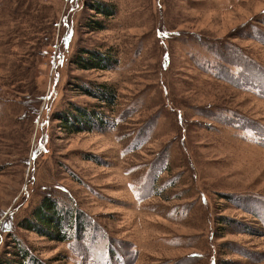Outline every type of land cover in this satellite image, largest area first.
<instances>
[{
  "label": "rangeland",
  "instance_id": "1",
  "mask_svg": "<svg viewBox=\"0 0 264 264\" xmlns=\"http://www.w3.org/2000/svg\"><path fill=\"white\" fill-rule=\"evenodd\" d=\"M95 49L116 65L82 69ZM77 108L105 125L67 132ZM51 203L68 240L30 221ZM23 260L264 264V0H0V264Z\"/></svg>",
  "mask_w": 264,
  "mask_h": 264
},
{
  "label": "trees",
  "instance_id": "2",
  "mask_svg": "<svg viewBox=\"0 0 264 264\" xmlns=\"http://www.w3.org/2000/svg\"><path fill=\"white\" fill-rule=\"evenodd\" d=\"M91 10L95 11L96 13L103 15L106 18H110L114 11L111 10L110 7H102V6H92L90 8ZM90 27L94 30H102L103 25L101 22H95L94 24H90ZM82 54L84 56H87V58H84V56H81L79 60L76 61L77 64L82 66V69L84 70H101L106 71L111 69V65L117 62L116 59V53H113L111 49L101 51L95 49V51H82ZM86 92L91 94L92 92L89 90H84ZM96 98H99L102 102H104L106 105L112 104L116 102L117 96L116 92L113 87L108 86L106 84H99L96 87ZM77 115L71 116L68 114V116L61 115V118H58L61 120V124L67 132L70 133H81L85 131H91L92 126L90 123H95V125L104 126L105 122L103 121V117L99 115V113L96 114H89L87 110L84 109H75ZM64 116V117H63ZM90 119V120H89ZM83 120V121H82ZM94 125V126H95ZM54 203L49 204L48 206L45 205L43 208H39L36 210L33 215L32 219L30 221L39 224L45 228H48L52 230L57 236H55L58 240H68V234L64 230L61 231V224L58 219H60L59 212L55 211ZM56 216H58L57 220L55 219ZM74 227V226H73ZM68 228H71V226L68 225ZM64 231V233H63ZM21 258H25V260L28 259V254L26 250L22 249L20 252ZM23 264L26 263V261L23 260Z\"/></svg>",
  "mask_w": 264,
  "mask_h": 264
}]
</instances>
